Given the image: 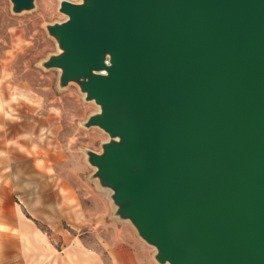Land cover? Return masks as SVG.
Instances as JSON below:
<instances>
[{
  "label": "water",
  "instance_id": "95a60500",
  "mask_svg": "<svg viewBox=\"0 0 264 264\" xmlns=\"http://www.w3.org/2000/svg\"><path fill=\"white\" fill-rule=\"evenodd\" d=\"M60 9L47 66L100 105L87 125L111 140L89 160L116 213L162 264H264V0Z\"/></svg>",
  "mask_w": 264,
  "mask_h": 264
},
{
  "label": "rangeland",
  "instance_id": "374dc122",
  "mask_svg": "<svg viewBox=\"0 0 264 264\" xmlns=\"http://www.w3.org/2000/svg\"><path fill=\"white\" fill-rule=\"evenodd\" d=\"M62 1L34 0L33 8L16 12L12 0H0V264H79L83 256L88 264V246L99 248V236L92 221L74 228L63 220L72 199L115 211L112 190L89 160L111 140L87 125L100 105L78 82L62 85V70L47 66L61 53L49 27L68 18ZM126 221L119 222L123 233L136 234L144 246L139 264H162L158 250ZM104 262L110 264L106 252Z\"/></svg>",
  "mask_w": 264,
  "mask_h": 264
},
{
  "label": "crops",
  "instance_id": "0c3cea01",
  "mask_svg": "<svg viewBox=\"0 0 264 264\" xmlns=\"http://www.w3.org/2000/svg\"><path fill=\"white\" fill-rule=\"evenodd\" d=\"M42 169L45 168L42 167ZM72 202V210L68 216L63 217V220L74 228L86 227L87 223L92 221L96 225L97 236H99V248L96 245L88 246V256L86 257L88 264H105L104 252L109 255L110 264H139L138 250L144 248L142 240L135 237L136 234L123 233L124 230L120 228L119 222L120 220L126 221V219L116 213V206L115 211L110 215V212L105 210L106 207L101 212L93 208H86L81 203L79 195L77 198H73ZM79 252L85 255L84 251L80 250ZM83 257L79 258V264H82Z\"/></svg>",
  "mask_w": 264,
  "mask_h": 264
},
{
  "label": "built area",
  "instance_id": "2783aa9c",
  "mask_svg": "<svg viewBox=\"0 0 264 264\" xmlns=\"http://www.w3.org/2000/svg\"><path fill=\"white\" fill-rule=\"evenodd\" d=\"M105 72V71H104Z\"/></svg>",
  "mask_w": 264,
  "mask_h": 264
}]
</instances>
